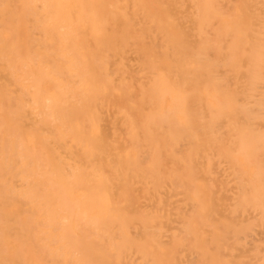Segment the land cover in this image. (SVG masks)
<instances>
[{
    "label": "bare ground",
    "instance_id": "1",
    "mask_svg": "<svg viewBox=\"0 0 264 264\" xmlns=\"http://www.w3.org/2000/svg\"><path fill=\"white\" fill-rule=\"evenodd\" d=\"M119 1L129 2L135 16L143 8L138 0H0V148L3 153H15L17 164L24 162L25 167L30 165L23 173L34 181L21 195H27V189L36 190L34 196L30 193L31 200H26L29 206L22 204L23 207L13 213L15 224L11 238L6 241L0 239V244L6 242L18 249L14 257H8L7 250L4 252L0 247V253L5 255V264H69V254L61 248L66 246L69 253L78 255L76 248L85 236H95L104 241L108 251L116 248L115 243L121 245L118 234L129 230L133 219L121 210V205L132 203L130 191L125 187L127 180L122 176V180L120 177L106 180L107 169L100 168L103 162H92L93 155L105 153L109 160L113 147L106 135L118 137L121 143L122 136L126 141L135 140L136 144L141 141L146 149L160 147L154 158L157 163L162 155L169 152L170 136L187 137L192 146L196 130H200L196 128V122L222 117L235 119L237 113L239 116L240 110L230 109L233 105L227 103L235 102L232 93L223 95L220 88L212 89L211 84H207L208 79L203 81L200 78L207 76L206 71H196L195 74L189 72L187 66H181L185 63L179 55L185 47L184 40L179 42L174 37L186 33V29L176 7L163 2L168 0H152L149 6L152 11L147 15L153 19L150 36H156V39L162 38L158 32L164 28V18L170 23L162 32L165 36L160 43L166 58L161 66H155L154 62V70H151V76L164 84L159 88L143 89L138 78L128 77L130 71L124 70L127 65L123 60L133 62H127L129 68L139 64L149 68L150 61L146 56L148 50L141 54L139 49L128 47L138 45L142 35L135 31L136 23L123 16ZM121 17L127 27L126 35L117 22ZM143 36L149 38L146 34ZM205 42L208 45L207 40ZM198 44L202 45L200 41ZM133 50L136 56L132 59L123 56ZM194 53L197 54L195 50ZM215 68L212 74L217 76ZM187 82H191V88H186ZM241 92L245 91H237L236 102L248 100L249 95L246 93L240 97ZM146 105L152 109L148 114L142 110ZM109 110H113L114 120L106 121L105 115ZM247 112L251 119V111ZM10 113L25 119L27 126L20 130L8 127L2 131L3 116ZM203 125L204 122L199 126ZM119 132L124 135L120 137ZM250 136L252 138V132ZM204 147L203 142L200 149ZM196 150L194 153L199 154L198 147ZM68 154H73V158L67 157ZM65 156L70 162H65ZM171 157V164H177L175 157L178 155ZM249 163L259 166L253 157L249 158ZM46 168L54 172L50 176L42 173L40 177V170ZM97 169L101 172L94 175ZM239 174L246 190L257 196L263 194L260 180H252L241 170ZM51 181L55 182L60 199L49 195L46 203L40 206V198L51 192ZM111 185L123 187L116 202L110 198ZM84 189L88 193L82 192ZM14 192L13 189L0 191V209L14 208L12 201L21 204L19 195ZM62 199L67 201L64 203ZM74 200L78 202L77 209H70L68 205ZM21 212L35 218L36 226L43 228L41 234L50 235L49 238L41 237L37 248L33 246L34 229L21 240V246L18 244L22 233L26 235L18 218ZM155 214H150L152 222L163 224L166 220L170 229L173 228L177 215H170L168 211L165 219ZM96 217L98 219H93ZM78 218L82 221H77ZM63 224L67 230L63 229ZM143 227L141 232L147 234ZM98 229L101 232L95 233ZM192 229L198 230L195 226ZM73 230H80L83 239L78 238ZM44 242H47L46 246ZM197 243H200L198 238ZM139 246L128 242L121 251L135 250L141 264H150V253L142 252V255L137 250ZM79 256L85 264H91L94 259L89 255ZM101 257L112 259L110 263L122 264L117 253L105 252ZM152 261L158 264V260ZM163 264H168V260Z\"/></svg>",
    "mask_w": 264,
    "mask_h": 264
},
{
    "label": "rangeland",
    "instance_id": "2",
    "mask_svg": "<svg viewBox=\"0 0 264 264\" xmlns=\"http://www.w3.org/2000/svg\"><path fill=\"white\" fill-rule=\"evenodd\" d=\"M138 1L143 8L137 16L133 15L134 10L132 5H128L129 2L119 1L118 6L126 20L136 23L135 31L142 35L138 45L132 44L128 47L139 49L138 53L141 54L148 50L146 56L149 57L148 67H150L139 64L129 68L127 62H133L123 60L127 65L124 70L130 71L127 73L128 77L138 78L143 89L151 88V86L159 88L164 83L152 77L151 70H154L152 68L154 62L155 66H161L166 58L165 50L160 49V43L165 36L162 32L168 29L170 23L164 18V28L158 32H161L162 38L156 39V36H150L153 19L147 15H150L152 11L149 7L152 0ZM163 2L170 3L172 8L176 7L177 13L181 16L182 25L186 29V33L176 34L174 37L179 39V42L184 40V45L187 47L186 50L185 47L181 49L179 54L185 60L181 66H187L191 73L206 71L207 76L200 78L203 81L208 79L207 84H211L212 89L220 88L223 95L232 93V100L235 102L227 103H232L233 106H230V109L240 110L239 116L237 113L235 119L222 117L211 119L209 122L204 119L196 122V128L200 130H196L192 146L187 137L185 139L170 136L169 152L162 155L157 163L154 158L160 147L152 146L146 149L141 141L137 144L135 140L126 141L121 132L119 135L122 136V143L119 142L118 137L106 135V139L113 147L109 160L105 153L93 155L92 162H103L100 168L107 169L106 180L113 177H120L121 180L123 177L127 180L125 187L130 191L129 198L132 203H128V206L121 205V210L133 217L132 223L129 230L118 234L122 246L115 243L116 248H119L117 251H115L116 248L108 251L107 243L95 236H85L83 242L79 241L76 251L82 256L93 257L91 264H101L105 261L109 264L112 259L104 260L101 257L105 255V252L117 253L122 264H141L135 250L128 249L125 253L121 251V249L124 251L128 242H134L138 246L141 244V247L137 248L141 254L142 252L150 253V264H153V259L158 260V264H163L166 259L168 264H264V0H168ZM124 21L121 17L117 22L122 26L125 34L127 27L123 24ZM175 32L174 29V34ZM144 34L149 38L143 36ZM199 41L201 46L198 44ZM184 51L187 54L184 55ZM133 52L134 50L128 51L123 56L132 59L131 57L136 56ZM178 61L182 63L179 58ZM214 67H216L217 76L212 74ZM190 85L191 82H187L186 88ZM240 90L245 91L240 93V97L247 93L248 100L236 102L234 98ZM145 107L142 109L145 114L152 111L149 105ZM242 110L246 111L242 112ZM112 111L109 110L105 115L106 121L114 120ZM247 111H251V119ZM203 122V127L199 126ZM26 126L25 119L15 117L13 113L3 116L2 131L8 127L20 130ZM14 140L15 137L12 138V141ZM203 142L205 147L200 149ZM197 147L200 150L199 154H195L198 151ZM175 154L178 155L175 157L178 163L171 164L170 158ZM66 156L73 158V154ZM66 156L65 162H70ZM16 157L15 153L7 151L3 153V149L0 148V191L15 190L14 193L19 195L21 202L20 204L11 200L14 202V208L7 211L0 209V239L4 241L10 239L14 232L13 213L18 211L19 207H23L22 204L29 206L26 200H31L30 193L34 196L36 192L32 188V190L27 189V195H21L25 187L34 180L27 179L23 173L24 169L30 168V165L25 167L27 165L24 162L17 164ZM251 157L258 162V167L249 163ZM40 165L37 164V166ZM98 170H95L93 174L97 175L101 172ZM240 170L251 176L252 180L261 181L260 187L263 191L261 196L246 190L245 182L242 183L239 174ZM51 172L54 171L47 168L41 169L39 175L41 177L44 173L50 176ZM38 181L42 182L41 179ZM51 184L53 185L50 187L51 192L40 198V206L46 203L45 200L49 195L60 199L59 191L54 186L55 182L51 181ZM144 184L147 187H144ZM121 189L123 187L111 185L110 198L113 201L120 199L118 192ZM82 192L88 193V190L84 189ZM146 193L148 194L145 195ZM64 200L67 201V199ZM77 203L74 200L68 206L70 209L71 207L77 209ZM47 206L50 208L48 204ZM168 211L170 215H177L172 229L166 220L163 224L158 221L152 222L153 217L150 215L152 212L156 213V217L162 216L167 219ZM18 218L22 229L26 230V235L22 233L21 239L18 240L20 246L21 240H24L32 229L35 232L33 237L35 248L40 244L41 237L49 238L50 235L41 234L42 226H36L38 223L30 214L21 212ZM76 220L82 221L80 218ZM127 222L130 223V220L127 219ZM30 225L33 228H30ZM65 226L66 224H63V229L67 230ZM141 226H144L147 234L141 232ZM192 226L198 230L192 229ZM80 232V230H73L78 238L83 239ZM100 232L99 229L95 231V233ZM109 235H111L110 232ZM66 237L72 238V236ZM197 238L200 243H197ZM46 244L47 242H44V246ZM0 247L4 252L7 250L8 257H14L18 250L17 246L6 244V242H2ZM61 249L68 252L69 264H85V260L81 259L79 254L72 255L66 246ZM4 257L5 255L0 253V264H5Z\"/></svg>",
    "mask_w": 264,
    "mask_h": 264
}]
</instances>
